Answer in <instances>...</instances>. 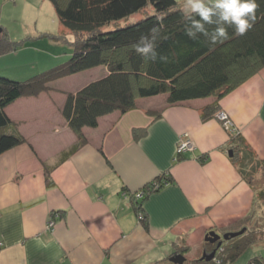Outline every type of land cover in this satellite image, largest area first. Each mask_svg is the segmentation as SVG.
Listing matches in <instances>:
<instances>
[{
    "label": "crops",
    "instance_id": "obj_1",
    "mask_svg": "<svg viewBox=\"0 0 264 264\" xmlns=\"http://www.w3.org/2000/svg\"><path fill=\"white\" fill-rule=\"evenodd\" d=\"M8 36L0 40V70L13 73L22 66L19 52L39 46ZM105 71L99 65L66 75L6 106L5 131L25 140L0 153V264H150L177 248L194 257L208 231L257 220L261 187L241 168L247 175L249 157L264 158V65L218 99L247 153L233 148L217 115L202 118L215 95L169 103L166 94L140 97L133 108L84 126L86 141L72 151L79 135L62 113L67 94ZM183 132L194 146L175 160ZM166 170L172 181L143 199L140 219L134 191ZM245 252L241 264L251 254L264 257V236Z\"/></svg>",
    "mask_w": 264,
    "mask_h": 264
},
{
    "label": "trees",
    "instance_id": "obj_2",
    "mask_svg": "<svg viewBox=\"0 0 264 264\" xmlns=\"http://www.w3.org/2000/svg\"><path fill=\"white\" fill-rule=\"evenodd\" d=\"M51 1L63 28L69 30L55 34L56 39L66 41L65 45L69 44L70 54L66 59L25 77L0 70V153L25 140L20 134L5 131L11 122L6 106L19 96L36 95L50 89L52 81L66 75L99 65L106 69L98 77L67 94L62 113L69 126L79 134L78 142L72 148L74 151L86 141L82 134L84 126L95 127L101 116L115 110L125 112L133 108L139 97L166 94L169 103H177L215 95L216 101L204 106L201 116L207 119L216 115L220 110L218 99L264 65V0H255L257 19L243 35H236L235 25L230 26L221 21L218 14L213 17L215 23L204 25L206 35L205 31L193 26L192 18L199 17L191 12V6L184 8L178 0ZM205 3L214 6L212 1ZM147 7L151 9L143 16L124 24L119 22L138 11H145ZM218 27H224L228 32L229 38L223 43H219L222 38L212 40L214 30ZM152 28L156 30L149 32ZM189 31L194 35L189 36ZM2 35H9L5 27ZM142 35L145 37L143 40ZM136 44L141 47L152 44L155 59L152 58V52L147 57L138 55L133 47ZM4 49L0 45V52ZM227 128L235 138L233 148L238 149V152H246L247 144L240 135V128L235 124ZM183 153L176 151L175 160L181 158ZM249 163L247 175L242 168L241 171L251 179L264 167V158L249 157ZM171 181L170 171H162L149 184L146 183V186H150L143 196L133 193L140 219L146 218L142 210L143 199L151 191ZM257 193L263 203L264 188ZM58 213L54 210L52 218ZM243 227L245 230L237 235L223 236L225 232L239 231ZM215 231L221 235V243L218 244L219 240L211 242L205 239V249L198 256H188L185 254L186 249L177 248L170 255L150 264H169V261L173 262L170 257L179 252L186 258L176 264H241V254L264 236V215L260 212L254 223ZM213 249L215 253L210 259L204 257L205 251ZM242 264H264V257L251 254Z\"/></svg>",
    "mask_w": 264,
    "mask_h": 264
},
{
    "label": "rangeland",
    "instance_id": "obj_3",
    "mask_svg": "<svg viewBox=\"0 0 264 264\" xmlns=\"http://www.w3.org/2000/svg\"><path fill=\"white\" fill-rule=\"evenodd\" d=\"M178 1L182 3L184 8H188V6H190L188 0ZM207 1L212 0H205V2ZM150 9L151 7H147L145 11H138L127 18L119 20V22L121 24H124L127 21H133L149 12ZM0 25L5 27L11 37L18 39L25 37L24 39L29 41L27 42L28 45L35 44L36 46H39L38 49L27 48L19 52L20 62L22 63L21 67L27 65V63L29 64L25 68L19 67L18 70L15 69L14 71H12V74L25 77L31 73L41 70L46 66L66 59L68 57V54H70L69 52L71 50V47L70 49H68V51H65L66 41L61 40V42H63V44L61 43V45L57 44L56 42L55 34L68 32L69 30L64 29L65 27L61 24L54 4L51 0H0ZM41 33H45L46 35L39 36L38 34ZM3 37L4 35L1 34L0 40L4 39ZM41 48L43 51L41 50ZM46 52L52 53V55L50 56L51 61H49V63L44 65L43 67H40V57L42 55H46ZM79 82H83V79H80ZM222 110L224 109H220L219 111H217L216 115L219 114V112ZM224 111L230 117L229 113L226 110ZM231 120L233 121L232 118ZM188 134L192 140L188 141V143L186 140V143L187 147L191 149L194 144V140L189 132ZM231 150H233V148H231ZM154 182L156 183V180ZM254 182L256 183V186L264 188V167L254 174ZM147 184L149 183L147 182ZM143 186L145 187L139 189L141 193L147 191L150 185L146 186L145 184ZM139 190H135L134 192H137L136 194L138 195ZM259 207V212L264 215V202ZM245 253L246 252H243L241 255H244ZM168 263L176 264L175 262L171 261H169Z\"/></svg>",
    "mask_w": 264,
    "mask_h": 264
},
{
    "label": "clouds",
    "instance_id": "obj_4",
    "mask_svg": "<svg viewBox=\"0 0 264 264\" xmlns=\"http://www.w3.org/2000/svg\"><path fill=\"white\" fill-rule=\"evenodd\" d=\"M188 2L191 6V12L194 13L195 16L199 17V19H195V17L192 18L193 26L200 31H205V24L211 25L215 23L213 17L217 14L219 15L221 21L227 22L230 26L233 24L235 25L234 33L236 35L245 34V32L253 26L257 19V4L255 0H212L214 5L212 7L208 6L205 3V0H188ZM155 30L156 28H152L149 32H154ZM187 34L189 36L194 35L191 31ZM205 34L207 35L206 31ZM144 38V35H142L141 40ZM228 38L226 28L218 27L214 30V35L212 36L213 41H217L219 39V43H223ZM133 47L135 52L143 57H147V55L152 52V58L155 59L152 44H148L143 47L136 44Z\"/></svg>",
    "mask_w": 264,
    "mask_h": 264
},
{
    "label": "water",
    "instance_id": "obj_5",
    "mask_svg": "<svg viewBox=\"0 0 264 264\" xmlns=\"http://www.w3.org/2000/svg\"><path fill=\"white\" fill-rule=\"evenodd\" d=\"M3 32V26L0 25V35L2 34ZM229 154H233V151L230 150L229 151ZM245 230V228L243 227L242 229H240L239 231H232V232H225L223 234L224 237H229V236H234V235H237L241 232H243ZM221 235L219 233H217L215 230H210L206 235H205V239L211 241V242H215V241H218V244L221 243ZM215 253V249L211 250L210 252H207L205 251L204 252V257H206L207 259H210ZM185 255H183L182 253H175L173 254L170 259L173 261V262H176V263H182L184 260H185Z\"/></svg>",
    "mask_w": 264,
    "mask_h": 264
},
{
    "label": "built area",
    "instance_id": "obj_6",
    "mask_svg": "<svg viewBox=\"0 0 264 264\" xmlns=\"http://www.w3.org/2000/svg\"><path fill=\"white\" fill-rule=\"evenodd\" d=\"M217 117H219L224 122L225 127H229L230 125L234 124L233 121L231 120V118L228 116V114L224 110L220 111L219 114H217ZM186 140H187V143H188V141L192 140L190 138L188 132L181 133L179 136V139H178V145H177L176 151L180 152V151H185V150L190 149L189 147H187ZM193 146H194V144H193ZM192 147H191V149H192ZM138 195L143 196L144 192L141 193V191H139ZM53 225H54V219L51 218L48 221V226L52 228Z\"/></svg>",
    "mask_w": 264,
    "mask_h": 264
}]
</instances>
